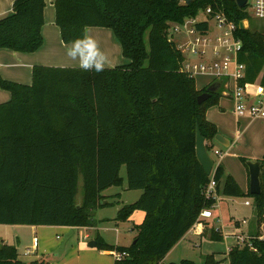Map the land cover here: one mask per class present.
Returning a JSON list of instances; mask_svg holds the SVG:
<instances>
[{"label": "trees", "instance_id": "1", "mask_svg": "<svg viewBox=\"0 0 264 264\" xmlns=\"http://www.w3.org/2000/svg\"><path fill=\"white\" fill-rule=\"evenodd\" d=\"M55 24L65 44L86 27L110 28L121 45L126 64L102 72L78 67L34 65L31 84L4 79L0 88L10 99L0 103V224L94 226V210L107 207L102 191L121 185L126 166L127 189L141 190L121 206L117 220L144 211L128 246L96 238L101 250L125 252L113 264H196L189 259H162L187 233L204 207L209 180L195 153L196 125L206 149L218 133L206 118L217 94L197 102L206 87L180 70L181 52L172 39L175 23L195 16L208 5L220 7L235 22L247 19L235 0H54ZM44 0H14L10 14L0 18V49L34 52L43 43ZM207 29V21L196 23ZM245 65L239 84H264V32L238 29ZM245 163L246 159H242ZM261 193L243 192L221 163L213 178L219 195L249 197L257 228L264 222V158L260 159ZM246 165V163H245ZM247 167V166H246ZM248 170V169H247ZM82 200L76 201L79 180ZM202 234L218 240V228L202 220ZM258 230V229H257ZM258 233V231H256ZM235 244L229 264H264V239ZM213 254L203 264H215ZM0 264H52L39 257L22 262L14 245L0 243Z\"/></svg>", "mask_w": 264, "mask_h": 264}, {"label": "rangeland", "instance_id": "2", "mask_svg": "<svg viewBox=\"0 0 264 264\" xmlns=\"http://www.w3.org/2000/svg\"><path fill=\"white\" fill-rule=\"evenodd\" d=\"M44 2L43 15L45 21V11L48 7H50L54 18V4L47 0H44ZM180 2H184V0H180ZM203 10L204 9H200L197 12L199 19L205 17ZM245 14L248 20V27L251 30L264 32V18L255 16L253 10L249 6L246 7ZM186 21L187 19L183 22ZM183 22L174 24L173 28L177 27L179 30H172V39L178 44L186 40V35L182 29ZM209 24L210 29L207 33V37L216 36L213 21L210 20ZM180 51L183 60H185V62H190V64L209 61L211 57V48L206 46L204 47V54H191L185 48L180 49ZM193 79L195 86L201 89L208 86L215 77L212 73L204 74L193 72ZM227 83V88L224 89V81H220V86L218 88L220 95L218 96L217 102L210 105L206 110V118L217 125L219 128L218 133L228 138L230 142L232 141V145L224 155L225 157H222L223 159L215 157L212 154L213 149L208 152L214 157L217 163L222 161L225 172L231 174L237 181L241 190L244 191L246 189L248 170L246 167L247 165H245L242 159H254L255 156L264 154V120L256 118L252 121L253 124L250 126L249 130L244 132V117H249V121H251L250 118H252L251 116L244 115L240 116V124L237 126L236 118L232 113L234 101L230 96V93L234 90V79L231 77L228 78ZM255 84H257V82ZM223 91H227L229 94L224 95ZM221 127L224 129H221ZM237 132H239L238 138ZM221 148L223 151L227 150L226 147ZM120 176L123 178L121 185H113L102 191V194L108 196L107 200L112 202V204L94 210L93 218L95 220V227H71L66 229L41 226L40 230L35 233H33L34 231L29 227L17 228L16 231L21 240V244L19 245H17V234H14L15 231L11 229L7 230L8 234L11 236L14 235L12 240L14 239L19 259L24 263H29L35 257H43L50 260L53 264H109V262H112L114 259L112 250H109V252H111L110 255H105L102 253L104 250H101L96 245L89 246V242L96 241V238H98L109 245L128 246L131 244L136 234L134 227L138 226L143 221L145 214L143 210L136 209L127 220L121 221L116 219L117 212L121 206L134 202L140 196L139 190L127 189L125 165H122L120 168ZM233 199L234 201L229 204V206L232 207L230 208V213L227 211L224 217L221 215L217 217L215 211H213L214 209H212L213 216L206 219L214 228L220 229V239H210L207 232L196 239L194 232H191L187 235L185 240H181V245L171 254L169 259L179 261L180 258H186L193 260L196 264H203L204 256L213 254L215 257L218 255L220 256V259H218V262L215 264H228V260H223L221 257L224 252L227 253L228 249L237 243L235 236H251L259 229V227L257 228L256 222V209L252 204L246 205L244 203L245 200H250V198L243 196L234 197ZM81 200L82 180L80 179L76 193V201L80 203ZM230 214H232V217ZM242 219H246L247 223L242 224ZM248 232L252 233L247 234ZM34 235L38 239L39 248L37 253L34 252L33 248L32 237ZM87 235L88 237H86Z\"/></svg>", "mask_w": 264, "mask_h": 264}, {"label": "built area", "instance_id": "3", "mask_svg": "<svg viewBox=\"0 0 264 264\" xmlns=\"http://www.w3.org/2000/svg\"><path fill=\"white\" fill-rule=\"evenodd\" d=\"M247 6L251 7L255 16L264 18V0H249ZM203 12L205 14L203 19H199L196 14L195 16L187 18L186 22H183L182 29L186 35V40L181 44L176 43V47L179 51L185 48L189 53L197 55L204 54V47H209L211 48L210 60L208 59L209 61H201L194 64L182 60L180 70L192 77L193 72H199L204 74L212 73L215 78L221 75L233 78L234 90L230 96L234 101L235 114L237 116L247 115L252 118L264 117V84L258 81L257 84H255L256 82L251 84L246 83L244 85L239 84V80L243 78L245 72L244 63L238 60V55L242 49V40L238 35V29L240 28L239 23L229 17L225 10L220 7L214 8L208 5ZM210 20L213 21L215 27L216 36L213 37H207V33L210 29ZM200 21H207V29L202 30L196 27V23ZM173 30L179 29L175 27ZM212 154L220 159L225 155V152L222 149L215 148ZM212 158L214 164L211 174L209 175L210 178L204 186L203 194L206 199L213 200V204L201 209L196 221L190 229L198 227L201 225L202 220H206L213 216L212 209L214 208V203L219 199V193L213 174L216 166L220 162L218 161L219 163H217L214 157ZM244 203L246 205L252 204L250 200H245ZM241 223L245 224L246 219H242ZM235 237L237 241L236 244H250L249 241L253 237H257V239L260 240L264 239V222L259 225L258 233L255 232L251 236L237 235ZM32 241L33 248H35L38 241L37 237L34 236ZM125 254V252L114 251L115 259H120L125 256Z\"/></svg>", "mask_w": 264, "mask_h": 264}, {"label": "crops", "instance_id": "4", "mask_svg": "<svg viewBox=\"0 0 264 264\" xmlns=\"http://www.w3.org/2000/svg\"><path fill=\"white\" fill-rule=\"evenodd\" d=\"M47 1H49V2L51 1L52 3L54 2V0H47ZM13 2H14V0H0V18L11 13ZM85 32L87 34L91 35L98 42L101 50L108 57V63H106L105 67H113V66H117V65L126 64L128 62V59L122 55L120 42L118 41V39L116 38V36L114 35L113 31H111L110 28L89 26V27H86ZM41 33H42V37H43V43L34 52H17V51L5 49V48L0 49V75L4 79L23 83V84H31V82H32V67L34 65H51V66H66V67L77 66L78 67L77 63L74 61H71L65 54L67 44H65L61 39L59 27L55 24V14H54V18H53L50 7L46 8L45 21L42 25ZM197 89H200V88H197ZM9 99H10V93L8 91L0 88V103L6 102ZM232 113L234 114V116L236 118V123L238 126L240 124V120H239L240 116H237L235 114L234 107L232 109ZM248 118L249 117H244V119H243V122L245 123V126L243 128L244 132L249 130L250 126L253 124L252 121L256 119V118H250L251 121H249ZM258 119L264 120V117H261ZM210 122H212V121H210ZM212 123H214V122H212ZM215 126L217 128V132H219V130H218L219 128L217 127L216 124H215ZM221 129H224V128L221 127ZM238 135H239V132H237V138H238ZM231 145H232V141L230 142L229 147H231ZM221 147H223V146L220 145L217 141H215V140L213 141V148L212 149H214V148L222 149ZM229 147L226 148L227 150L224 151L225 154L228 152ZM262 158H264V154H262L261 156H255V158L252 160H260ZM220 163L223 165L222 161H220ZM139 191H140V195H141L142 191L141 190H139ZM247 191H249V175H248V173H247L246 189L243 192H247ZM233 198L234 197L219 195V199L214 203V208H213L214 209L213 211H215V214L217 215V217H219V215L224 217V214H226L227 211L230 213V208H232V207H230L229 204H231L234 201ZM232 210H234V209H232ZM230 216L232 217V214H230ZM208 223H209V225H208L209 227H211V226L214 227L209 221H208ZM22 227H29L32 231H34L33 233L37 232L41 228V226H35V225L0 224V228H1L0 243H7L10 245H14L16 247L14 239L12 240V237H14V235L11 236L10 234L7 233V230L11 229V230L15 231L14 234L15 235L17 234L19 244H21L20 236L18 235L16 230H17V228H22ZM52 227H54V228H66V229L71 228V226H52ZM89 227H91V226H89ZM202 230H203V223H201V225H199L196 228L189 229L187 231V233L165 255V257L162 259V262L163 263L179 262L183 259H186V258H180V260L178 261V260H171L169 258L171 256V254L173 252H175L177 250V248H179V246L181 245V240H185L189 233L194 232V234L196 236L195 238L197 239L203 235ZM251 233L252 232H248L247 234H251ZM86 237H88V235ZM96 237H98V236H96ZM194 244H196V243H194ZM116 246H118V245H116ZM38 248H39V246H38V241H37V245L34 248L35 253L38 252ZM43 251H45V250H43ZM114 251L115 250H112L113 256H114ZM102 253H104L105 255L111 254V252H109V250H104ZM100 256H102V255H100ZM226 256H227V253L224 252L223 256L221 258L223 260H226ZM214 258L216 261H218V259H220V256L219 255L216 257L214 256ZM34 259H37V257H35ZM34 259H32V260H34ZM105 260H108V259H105ZM114 260H115V257H114L112 262L108 261L109 264H113ZM228 264H229V262H228Z\"/></svg>", "mask_w": 264, "mask_h": 264}, {"label": "water", "instance_id": "5", "mask_svg": "<svg viewBox=\"0 0 264 264\" xmlns=\"http://www.w3.org/2000/svg\"><path fill=\"white\" fill-rule=\"evenodd\" d=\"M249 0H235L239 8H245L248 5ZM186 4H189L191 0H184ZM239 26L242 29L248 28V20L242 19L239 21ZM220 81H224V89L227 88L228 77L225 75L218 76L211 83L206 86L205 90L197 96V102L200 104L210 98L212 94L220 95L218 88L220 86ZM224 95H228L227 91H223ZM231 95V93H230ZM214 140L217 141L223 147L228 148L230 145V140L221 134L217 133L214 137ZM195 153L197 160L201 164L206 175L211 174L213 167V158L206 149L204 136L201 134L199 125H196V136H195ZM248 169L249 175V193L252 195H258L261 193V181H260V170H261V161L248 159L245 161ZM17 245H19V240L17 238ZM96 241H90L89 246H95Z\"/></svg>", "mask_w": 264, "mask_h": 264}, {"label": "clouds", "instance_id": "6", "mask_svg": "<svg viewBox=\"0 0 264 264\" xmlns=\"http://www.w3.org/2000/svg\"><path fill=\"white\" fill-rule=\"evenodd\" d=\"M66 56L77 63L83 71L102 72L108 63V57L98 42L86 32L66 45Z\"/></svg>", "mask_w": 264, "mask_h": 264}]
</instances>
